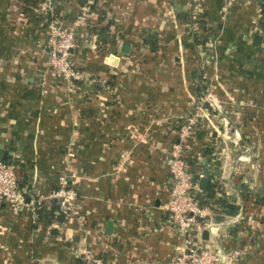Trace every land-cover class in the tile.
Segmentation results:
<instances>
[{"label": "crops", "instance_id": "0c3cea01", "mask_svg": "<svg viewBox=\"0 0 264 264\" xmlns=\"http://www.w3.org/2000/svg\"><path fill=\"white\" fill-rule=\"evenodd\" d=\"M260 1L55 0L66 23L87 2L98 12L73 59L99 82L69 87L48 65L38 11L0 0V161L18 164L28 200L46 198L18 216L0 206V264H82L85 249L105 264H170L185 240L163 208L170 153L207 86L228 123L201 118L185 158L208 224L223 229L198 241L243 251L234 264H264V111L246 107L264 110ZM233 127L257 141L252 174L233 170L244 148ZM65 171L78 193L71 211L51 198Z\"/></svg>", "mask_w": 264, "mask_h": 264}, {"label": "built area", "instance_id": "2783aa9c", "mask_svg": "<svg viewBox=\"0 0 264 264\" xmlns=\"http://www.w3.org/2000/svg\"><path fill=\"white\" fill-rule=\"evenodd\" d=\"M56 8L55 0H40L38 5V13L47 24L48 65L69 87L80 82H99L96 77L80 69L73 59L78 33L89 28L91 22L98 17L97 10L87 2L78 15L70 23H66L57 14ZM224 107L210 87L203 88L197 108L181 124L177 135L178 141L172 147L169 161L172 188L163 208L170 224L180 232L185 240L177 248L178 253L170 264H234L244 255L241 250H234L228 254L221 248L204 247L198 241L205 231H208L209 239L210 237L217 238L222 233L223 225H213L210 221L208 224L211 211L196 197L197 192L201 191L194 184L185 158L190 149L191 140L197 134L201 118H204L203 120L214 128L212 118L228 123L224 116ZM248 160L249 157L245 154L237 159L240 163L248 162ZM17 170L16 162L0 161V206L3 204L9 206L14 216H18L26 209L40 208L46 201L43 197L36 201L26 198L19 186ZM74 176V173L68 174L65 171L58 189L51 196L57 199L61 208L66 211L73 210L78 200V193L70 185ZM81 260L82 264H105L102 259L95 258L91 251L86 249L81 254Z\"/></svg>", "mask_w": 264, "mask_h": 264}, {"label": "rangeland", "instance_id": "374dc122", "mask_svg": "<svg viewBox=\"0 0 264 264\" xmlns=\"http://www.w3.org/2000/svg\"><path fill=\"white\" fill-rule=\"evenodd\" d=\"M213 91V90H212ZM214 92V91H213ZM227 106H228V104H227ZM246 107H249V108H253L252 110H254V111H259V108H260V111H264L263 110V106L262 107H258V106H256V105H253V106H246ZM237 126V125H236ZM239 127V126H238ZM237 127V128H238ZM233 129L237 132V135L238 136H236V137H238V139H237V141H238V145L239 146H241L242 145V147H244L243 148V153L242 154H240L241 152H239V155L235 158V163H234V168H233V170L235 171V170H237V169H239L240 167H241V164L242 163H240V162H238L237 161V159H238V157L239 156H241V155H244L245 154V156H248L249 157V160H248V162H244L245 164H248V166L250 165L251 167H250V171H251V174H252V172H253V170L254 171H256V164H254V159H259V158H261V153H259V152H257V154H253V148H252V144H256L257 143V141L256 140H254L252 137H251V135L250 134H248V135H243V134H241V130L240 129H236V127H233ZM230 135H228L229 136V139H231V141L233 142L234 140H235V135L232 137V135H231V133H229ZM240 134V135H239ZM240 137V138H239ZM246 151V152H245ZM245 171V170H244ZM244 171H243V173H244ZM263 188V185H261V183H260V187H259V191H260V189H262Z\"/></svg>", "mask_w": 264, "mask_h": 264}, {"label": "trees", "instance_id": "16d2710c", "mask_svg": "<svg viewBox=\"0 0 264 264\" xmlns=\"http://www.w3.org/2000/svg\"><path fill=\"white\" fill-rule=\"evenodd\" d=\"M22 4L23 13L30 18L36 19L35 12L38 11V5L40 0H19ZM259 11H260V20L258 23V27L261 30L262 34L264 35V0H261L259 3ZM38 13V12H37ZM39 14V13H38ZM40 16V14H39ZM42 19H44L42 17ZM152 39V38H151ZM149 37H145V43H148L152 48L155 47L156 40H151ZM191 47L194 50V45H191ZM156 49V48H154ZM261 200H257L258 203H260Z\"/></svg>", "mask_w": 264, "mask_h": 264}, {"label": "water", "instance_id": "95a60500", "mask_svg": "<svg viewBox=\"0 0 264 264\" xmlns=\"http://www.w3.org/2000/svg\"><path fill=\"white\" fill-rule=\"evenodd\" d=\"M201 184H202L203 187H206V185L208 184V181L203 179V180H201ZM109 228H111V224L109 225ZM203 238L204 239H208L209 238L208 231H205L203 233Z\"/></svg>", "mask_w": 264, "mask_h": 264}]
</instances>
